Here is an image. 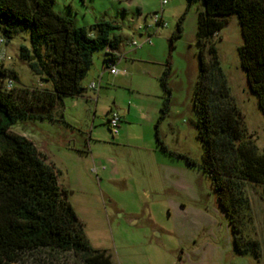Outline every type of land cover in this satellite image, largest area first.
Returning <instances> with one entry per match:
<instances>
[{
    "label": "rangeland",
    "instance_id": "1",
    "mask_svg": "<svg viewBox=\"0 0 264 264\" xmlns=\"http://www.w3.org/2000/svg\"><path fill=\"white\" fill-rule=\"evenodd\" d=\"M56 0L54 10L88 29L101 20L119 23L118 52L127 61L131 86L120 79L103 85L98 102L74 106L77 96L64 99L65 109H51L53 120L24 119L12 129L33 140L59 170V183L92 248L111 255L116 264H264V198L262 186L246 183L251 203L247 232L260 242L261 255L234 249L229 219L221 209L213 177L203 168L194 106L201 46L197 40L202 0ZM161 13L166 25L153 16ZM180 28V35L174 36ZM152 34V44L134 47ZM0 44L11 56L3 67L18 74L17 86L48 85L19 56L22 45L31 48L30 30H19ZM242 34L236 15L210 40L218 49L231 95L241 110L246 129L264 152V115L251 92L241 66L238 47ZM103 50L94 54L84 84L97 81ZM208 60L210 54L203 51ZM168 70L166 92L160 77ZM105 88V91H104ZM89 94H92L89 93ZM105 94V96H104ZM113 98L128 107L124 129L113 136L107 126V108ZM168 101V110L162 107ZM29 103V102H28ZM111 103V104H110ZM113 105V104H112ZM114 106V105H113ZM33 111L46 113L34 105ZM115 108V107H114ZM116 110V108H115ZM157 134L161 142L158 141ZM164 146V147H162ZM194 161L191 164L190 161ZM17 264H84L79 256L49 249L25 253Z\"/></svg>",
    "mask_w": 264,
    "mask_h": 264
},
{
    "label": "trees",
    "instance_id": "2",
    "mask_svg": "<svg viewBox=\"0 0 264 264\" xmlns=\"http://www.w3.org/2000/svg\"><path fill=\"white\" fill-rule=\"evenodd\" d=\"M55 1L0 0V31L9 40L19 30H30L31 48L22 45L19 56L48 83L17 86V72L0 66V264H17L25 253L43 248L73 253L84 264H116L110 254L90 245L68 190L59 183V170L46 161L32 139L12 129L16 122L28 118L53 120L51 109L63 106L66 97L84 93L87 87L83 79L93 65L95 52L106 50L103 65L117 61L123 39L115 32L121 28L119 23L101 20L90 29L76 26L72 18L54 10ZM194 1L187 0L188 6ZM202 3L197 26L199 76L193 98L203 143L202 168L213 177L219 205L234 234L235 251L259 257L260 242L249 235L245 225L252 218L245 186L261 185L264 198V152L247 131L218 49L209 42L230 15L237 16L243 38L238 47L241 66L264 115V0ZM179 35L180 28L174 36ZM206 47L208 60L203 53ZM167 75L168 70L160 77L166 92ZM7 78L14 80L10 89ZM36 104L47 112L33 111ZM167 110L166 100L163 114ZM156 135L161 142L157 130Z\"/></svg>",
    "mask_w": 264,
    "mask_h": 264
},
{
    "label": "crops",
    "instance_id": "3",
    "mask_svg": "<svg viewBox=\"0 0 264 264\" xmlns=\"http://www.w3.org/2000/svg\"><path fill=\"white\" fill-rule=\"evenodd\" d=\"M151 36H152V34H151ZM105 51L106 50H103L101 57L98 59L99 60V63H98L99 68L97 69L98 71L96 72L97 82L99 81L98 89L97 90L90 89L88 87L89 86L88 84H84L87 87L86 91L77 96V98H80V100L79 101L74 100V103H73L74 106H77L79 103L84 104V103H86V101L98 102L101 98L103 85L107 82H108L107 84H109V81L113 80L110 78H115L114 82H117V80L120 79V82L124 81V82H126V84L131 86L132 81L130 79H128V77H127L128 71H126L125 68L118 67V65H117L118 63H122L123 61H127L126 55L124 53L121 55L118 51L116 52L117 53L116 66H117V69L119 70V73L112 74V73H110L109 70L105 69L104 65H103V57H104ZM93 66H94V61H93ZM121 78H122V81H121ZM94 81H96V80H94ZM104 91H105V88H104ZM91 92H92V94H89ZM104 96H105V94H104ZM112 104L109 105V107L107 108V114H108L107 122H108V118H109L111 111H114L115 108L120 114L121 122H122L123 118H125V117H126V119L130 118L129 114L132 111L131 103H128V107H125V105H123L122 103H119L116 98H113ZM65 107L66 106H65V102H64L63 106H60L58 109H56V111H62L65 109ZM107 126H108V124H107ZM123 126H124L123 124H120V131H119L118 135H120L121 132L125 129V128L122 129Z\"/></svg>",
    "mask_w": 264,
    "mask_h": 264
},
{
    "label": "built area",
    "instance_id": "4",
    "mask_svg": "<svg viewBox=\"0 0 264 264\" xmlns=\"http://www.w3.org/2000/svg\"><path fill=\"white\" fill-rule=\"evenodd\" d=\"M163 3H166V1L163 0ZM153 21L155 22L157 27L166 25V22L163 20L161 13L155 14L153 16ZM144 33L147 35V37L145 38V40H143V42H138L136 40H133L131 42L134 47H140L143 43L152 44V36L148 32V29H146L144 31ZM4 42H5V40L2 37H0V44L2 45V44H4ZM10 59H11L10 55L6 54L4 51H0V66L4 65V62L6 60H10ZM104 68L109 70L110 73H112V74L119 73V70L117 69L116 63L104 64ZM13 86H14V80H12L11 78H7L6 79V87L8 89H10ZM88 87L90 89L97 90L99 87V81L98 82L93 81L92 83L89 84ZM120 122H121V118H120L119 112L117 110L111 111L109 118H108V126H109V129H110L113 136H116L119 134Z\"/></svg>",
    "mask_w": 264,
    "mask_h": 264
}]
</instances>
